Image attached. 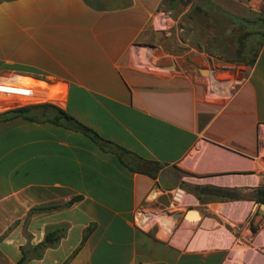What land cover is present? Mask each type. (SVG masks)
<instances>
[{
  "label": "crops",
  "instance_id": "0c3cea01",
  "mask_svg": "<svg viewBox=\"0 0 264 264\" xmlns=\"http://www.w3.org/2000/svg\"><path fill=\"white\" fill-rule=\"evenodd\" d=\"M0 49L20 57L0 82L98 137L32 105L0 119V264H229L230 241L138 223L177 189L167 228L264 234V0H0Z\"/></svg>",
  "mask_w": 264,
  "mask_h": 264
},
{
  "label": "rangeland",
  "instance_id": "374dc122",
  "mask_svg": "<svg viewBox=\"0 0 264 264\" xmlns=\"http://www.w3.org/2000/svg\"><path fill=\"white\" fill-rule=\"evenodd\" d=\"M6 52L7 50L0 49V54ZM14 58H20V57L10 56V55L0 56V59L4 60V63L10 66L14 64V62L12 61ZM6 65L0 64V66H6ZM47 103L48 102L44 103L38 101H27V102H22L21 104H19V106L14 105L16 107H14V109L12 110L25 108L27 107V105L28 106L32 105L31 106L32 108H37L40 112L42 111L46 112L49 109H51V111L55 110L56 112L54 111L53 112L56 113L57 115L58 114L57 109H55L54 106L52 105H46ZM184 202H186V198ZM183 208L184 207L182 205L177 206L176 208L175 207L171 208L170 205H168L166 208L167 213L166 212L163 213L162 215L159 216L158 219L151 221V217H149L148 215H144L142 217L138 216V220H139L138 223L140 225H143V227L146 229L153 228L154 232L160 229V232L163 231L165 233L166 235L165 238L167 237L166 238L167 240L173 241L174 245L182 248L191 244L195 249H199L201 251H207L210 249L212 242L217 243L218 241L219 245H221V242H223V244H226L230 241L231 243L229 242L230 243L229 252L231 253V257L229 258V264H264V234L257 239L256 243L251 242L252 245L243 241L244 243L247 244L245 245L240 243L241 241H239V239H234V236L232 234L228 236L229 237L228 241L224 239H220L221 238L220 235L222 234L221 232L223 231L212 232L210 230H207L205 227H203V225L199 226L197 229H193V228H188L184 225L180 226L179 223L176 224L174 229L167 228L162 218H164L165 216L168 217V215L169 217H171L172 214L176 212L177 213L181 212ZM140 214L143 215L142 213ZM189 217L195 218L196 216L195 214H190ZM171 221L173 222L174 225L173 219H171ZM169 230L171 231L168 232ZM253 253L257 256L259 262L256 261L257 259L255 258V256H253Z\"/></svg>",
  "mask_w": 264,
  "mask_h": 264
},
{
  "label": "built area",
  "instance_id": "2783aa9c",
  "mask_svg": "<svg viewBox=\"0 0 264 264\" xmlns=\"http://www.w3.org/2000/svg\"><path fill=\"white\" fill-rule=\"evenodd\" d=\"M19 92H26L23 89H20L14 85H5V83L0 82V96H4V97H13V96H17V97H21V98H29V99H33V100H37L40 101L41 99H44V96L46 93H41L38 92L36 90H30L29 92L34 94V95H26L24 93H19ZM47 96H49L47 94ZM184 195V192L180 189H177L176 191H174V193L172 194V200L169 203L171 208H176L177 206H181V203H178L176 201V198L179 195Z\"/></svg>",
  "mask_w": 264,
  "mask_h": 264
},
{
  "label": "trees",
  "instance_id": "16d2710c",
  "mask_svg": "<svg viewBox=\"0 0 264 264\" xmlns=\"http://www.w3.org/2000/svg\"><path fill=\"white\" fill-rule=\"evenodd\" d=\"M55 109H57L58 113L60 114V116L68 121H73L75 122L82 131H84L86 134L94 137V138H98L97 135L90 129L82 126L81 124H79L78 122H76L74 119H72L71 116H69L66 112L62 111L61 109H58L56 107H54ZM30 110L29 107H25V108H20V109H15V110H10L7 111L5 113L0 114V119H10V118H14V117H18L21 115H25L28 111ZM57 240V238H54L53 233H49L46 238L45 241L39 246L40 248L44 249L47 246L53 244L55 241Z\"/></svg>",
  "mask_w": 264,
  "mask_h": 264
},
{
  "label": "water",
  "instance_id": "95a60500",
  "mask_svg": "<svg viewBox=\"0 0 264 264\" xmlns=\"http://www.w3.org/2000/svg\"><path fill=\"white\" fill-rule=\"evenodd\" d=\"M261 209H264V203L263 204H261ZM190 214H195L196 215V217L195 218H190V217H188V215H190ZM181 217V214H177L176 215V217H175V219H179ZM186 218L188 219V220H193V221H200L202 218H201V216H200V214L197 212V211H195V210H191V211H189L188 213H187V215H186Z\"/></svg>",
  "mask_w": 264,
  "mask_h": 264
},
{
  "label": "bare ground",
  "instance_id": "6f19581e",
  "mask_svg": "<svg viewBox=\"0 0 264 264\" xmlns=\"http://www.w3.org/2000/svg\"><path fill=\"white\" fill-rule=\"evenodd\" d=\"M254 184V183H253ZM176 201L178 202V203H181V204H183L184 203V201H185V196L184 195H179L177 198H176ZM196 216V215H195ZM144 220V219H143Z\"/></svg>",
  "mask_w": 264,
  "mask_h": 264
}]
</instances>
